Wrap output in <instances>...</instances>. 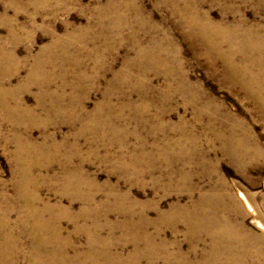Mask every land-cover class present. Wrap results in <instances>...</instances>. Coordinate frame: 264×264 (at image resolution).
<instances>
[{"label": "rangeland", "instance_id": "374dc122", "mask_svg": "<svg viewBox=\"0 0 264 264\" xmlns=\"http://www.w3.org/2000/svg\"><path fill=\"white\" fill-rule=\"evenodd\" d=\"M199 14L264 37V0H0V264L38 262L41 238L66 264H264V106L225 63L258 59ZM206 195L238 251L191 216Z\"/></svg>", "mask_w": 264, "mask_h": 264}, {"label": "bare ground", "instance_id": "6f19581e", "mask_svg": "<svg viewBox=\"0 0 264 264\" xmlns=\"http://www.w3.org/2000/svg\"><path fill=\"white\" fill-rule=\"evenodd\" d=\"M248 1V0H247ZM260 1V0H259ZM195 6H196V4H195ZM195 7L194 6H192V7H190V9H194ZM189 9V10H190ZM197 10H198V8H197ZM185 11V13H186V11H187V9L186 10H184ZM195 11V10H194ZM196 14V13H195ZM198 14V13H197ZM190 15V14H189ZM192 16V15H191ZM244 21V20H243ZM191 22H193L192 24H195L196 26H198L199 27V33L201 34V36L203 37V38H205V39H216V44L218 43V41H220L221 42V39H223L224 41H226V42H228V41H230V43L232 44V45H234V46H236V47H239V49H244L245 47L246 48H248V52H254V54H256V57H254V60H257V62H255V63H252V62H250V61H248L247 62V60H246V58L244 57L243 59L246 61V62H243V61H241V63H240V65H237L236 64V62H235V60L233 59V57H232V55H228L227 56V62L225 61V63H226V65H227V67L228 68H231V70H234L233 72L235 73L236 72V70H240L241 71V74H242V76L243 75H246V77H251L249 80H247V79H243L242 77L240 78L241 80V82H244L245 83V85L246 86H249L250 84H251V82H253V84L255 83L256 84V87H257V89H253V90H251V94L252 95H254L255 97H259V99H260V102H259V104L261 103L263 106H264V78H262L261 76H260V74H258V75H251V73H252V71L250 70L251 68H255V69H258L259 71H260V69L263 71L264 70V53H263V48H264V37L262 36V35H260V33L259 34H257V33H255V35H256V39H250V37H254L255 35H254V33L252 32V31H250V29L248 30V29H246L244 26H243V23H239V24H237L236 26H224V25H222V24H220V23H214V22H212L211 20H210V17H208V15L207 14H199V16L198 15H194L193 16V18H191ZM244 23H245V21H244ZM255 28V27H254ZM261 28V27H260ZM254 30V29H253ZM256 30V29H255ZM197 31V30H196ZM261 31H263V30H261ZM260 31V32H261ZM255 32V31H254ZM215 41V40H214ZM214 43V44H215ZM58 44V43H57ZM220 46H221V44H219ZM219 45H217V46H219ZM49 47H50V45H49ZM229 47V46H228ZM218 49L220 48V47H217ZM238 49V48H237ZM45 50V49H44ZM213 50V49H212ZM3 51V50H2ZM63 51H64V49H63ZM216 51V50H215ZM217 53L218 52H220V51H216ZM230 52V51H229ZM241 52V51H240ZM238 53V52H237ZM247 54V53H246ZM244 55V54H243ZM253 55V54H252ZM3 56V55H2ZM8 56V55H7ZM143 56V55H142ZM149 56V55H148ZM41 57V56H40ZM10 59V58H9ZM41 59V58H40ZM2 60V59H1ZM61 63V62H60ZM2 64V63H1ZM1 64H0V66H1ZM250 68V69H249ZM245 74H244V73ZM261 73V72H260ZM236 74V73H235ZM253 74V73H252ZM44 76V75H43ZM235 76V75H234ZM246 77H244V78H246ZM1 78V77H0ZM236 78V77H235ZM49 81V80H48ZM236 81V80H235ZM3 84V83H2ZM252 85V84H251ZM244 86V85H243ZM250 90V89H249ZM2 102V101H1ZM3 107V106H2ZM5 107V106H4ZM15 108V107H14ZM80 108V107H79ZM17 110V109H16ZM82 112V111H81ZM14 115V114H13ZM105 125V124H104ZM114 132V131H113ZM235 143V142H234ZM33 145H34V143H32ZM236 144V143H235ZM32 145V146H33ZM20 146V145H19ZM31 146V145H30ZM36 146V145H35ZM34 146V147H35ZM236 146V145H235ZM25 147V146H24ZM28 147V146H27ZM35 149V148H34ZM25 150V149H24ZM22 151V150H21ZM26 151V150H25ZM36 152V151H35ZM244 153V152H243ZM237 154V153H236ZM247 154V153H246ZM241 155V154H240ZM239 157V156H238ZM240 159V158H239ZM148 160V159H147ZM242 160V159H241ZM237 161V160H236ZM240 162V161H239ZM23 168V167H22ZM28 168H29V166H28ZM150 168V167H149ZM31 169H32V165H31ZM137 169V168H136ZM30 171H32V170H30ZM26 173H27V170L25 171ZM29 172V171H28ZM29 174V173H28ZM176 174V173H175ZM79 175V174H78ZM21 176V175H20ZM32 176V175H31ZM68 176V175H67ZM66 176V177H67ZM30 177V176H29ZM29 177H27L26 176V174L24 175V178H22V179H25L24 180V184H25V182L27 181V179H28V182H29ZM68 178V177H67ZM33 179V178H32ZM82 179V178H81ZM73 180V179H72ZM78 180V179H77ZM85 180V179H84ZM74 181H72V183H73ZM85 182H87L86 180H85ZM77 183V182H76ZM80 183V182H79ZM78 183V185H80ZM83 183V182H82ZM88 183V182H87ZM20 184V183H19ZM27 185V184H26ZM26 185H24L25 187H26ZM68 185V184H67ZM82 185V184H81ZM89 185V184H88ZM88 185H87V187H88ZM31 186V185H30ZM74 186V185H73ZM25 187H22L23 189H25ZM78 188V187H77ZM76 188V189H77ZM92 188V187H91ZM28 191V190H27ZM22 194H23V191L21 192ZM30 193V192H29ZM28 193V195L27 196H25V195H19V196H21V198H19L20 199V201H21V203H22V205H23V207H25V209H24V211L26 212V215L32 220V218L33 217H35L34 215L35 214H37V213H39V211L37 210V208H35L37 205H36V203H38L39 201H37V198L35 197V196H33V195H31V194H29ZM32 193H34V192H32ZM5 194V193H4ZM25 194V193H24ZM210 194V193H209ZM86 196V195H85ZM219 197V196H218ZM95 198V197H94ZM240 198L246 203V207H247V209L249 210V211H252V212H256V209L253 207V205L250 203V201H249V199H248V197L245 195V194H243V193H240ZM214 199H216V200H218V199H220V198H215V196H210V195H206V196H204L203 198H202V200L197 204V206H196V210L194 211H192V214L193 215H191V216H193V217H195V218H197V217H199L201 220H200V222H199V220H197L196 221V223L198 222V223H205V226H207V224H210L208 227L209 228H206V233H208L214 240V245H216V244H220L221 243V239H222V237H223V234H224V236H225V238L227 239V240H229L228 241V243H226V245H224L226 248H224V250H226V252H230L232 249H235L236 247H237V245L238 244H241V240L240 241H238L239 240V236H238V233L235 231V229L233 230V229H231V227L230 226H228V227H230V228H226V227H224V230L223 229H219L218 227H216L214 224H216V225H218L219 226V223L217 224V219H216V208H214V206L213 205H215V203L213 202V200ZM233 199V198H232ZM212 200V201H211ZM223 200V199H222ZM213 203V205L211 204V203ZM239 202V201H238ZM205 203H208V207H207V204H205ZM236 203V202H235ZM92 204H93V202H92ZM230 204V203H229ZM244 204V203H243ZM58 205V204H57ZM236 205V204H235ZM181 206V205H180ZM194 206V205H193ZM202 206H203V209H202ZM216 206V205H215ZM218 206V205H217ZM230 206H233V205H230ZM44 207L45 208H47V207H49L48 206V204H44ZM62 207V206H61ZM135 207V206H134ZM226 207V206H225ZM235 207V206H234ZM1 208V207H0ZM21 208V207H20ZM84 208V207H83ZM12 209V208H11ZM64 209V208H63ZM70 209V208H69ZM188 209V208H187ZM190 209V208H189ZM1 210V209H0ZM182 210V209H181ZM216 210V211H215ZM234 210V209H233ZM243 210V209H242ZM245 210V209H244ZM16 211V210H15ZM20 211V210H19ZM85 211V210H84ZM90 211V210H89ZM89 211H88V214H89ZM201 211H203V212H201ZM235 211H237V210H235ZM234 212V211H233ZM239 212V211H238ZM241 212V211H240ZM2 213V212H1ZM5 213V212H4ZM62 213V212H61ZM92 213V212H91ZM96 213V212H95ZM194 213H195V215H194ZM247 213V212H246ZM86 214V213H85ZM84 214V215H85ZM187 214V213H186ZM240 214V213H239ZM1 215V214H0ZM189 215V214H188ZM212 215L213 216H215L214 217V219H212ZM238 215V214H237ZM236 215V216H237ZM244 215V214H243ZM22 216H24V215H22ZM37 216V215H36ZM87 216V215H86ZM89 216V215H88ZM183 216V215H182ZM185 216V215H184ZM240 216V215H239ZM242 216V215H241ZM6 217H7V215H6ZM27 217V218H28ZM40 217H41V215H40ZM83 217V216H82ZM186 217H188V216H186ZM5 218V217H4ZM26 218V219H27ZM28 218V219H29ZM36 218V217H35ZM34 218V219H35ZM159 218V217H158ZM175 218V217H174ZM190 218V217H189ZM25 219V220H26ZM178 219V218H177ZM180 219V218H179ZM186 219V218H185ZM192 219V218H191ZM223 219V218H222ZM224 220V219H223ZM21 221V220H20ZM148 221V220H147ZM179 221V220H178ZM219 221V220H218ZM221 221V220H220ZM0 261H3V260H7L9 257H10V255L13 253V251H12V249H9V247H7L8 245H7V243L8 242H11V241H9L10 239H5L4 238V236H6V235H4V234H2V232L1 231H3V230H5V227H4V224H3V221L2 220H0ZM22 222V221H21ZM60 222V221H59ZM183 222V221H182ZM187 222V221H186ZM188 222H189V220H188ZM225 222H226V220H225ZM28 223H30V222H28ZM52 223V222H51ZM58 223V222H57ZM184 223H185V221H184ZM202 223V224H203ZM27 224V223H26ZM85 224V223H84ZM135 224V223H134ZM193 224V223H192ZM226 224V223H225ZM49 225V224H48ZM198 225V224H197ZM222 225H223V223H222ZM221 225V226H222ZM257 225H258V227H260L261 229H264V224L260 221V220H257ZM39 226H41L40 227V229H43V228H45L46 227V224H39V223H34L33 222V224L31 223L30 224V231L31 232H34V233H36V236H37V230H36V228H38ZM55 226V225H54ZM59 226V225H58ZM57 226V227H58ZM157 226V225H156ZM192 226V225H191ZM227 226V225H226ZM12 227V226H11ZM121 227V226H120ZM189 227V226H188ZM194 227V226H193ZM198 227V226H197ZM200 227V226H199ZM204 227V226H203ZM59 228H60V226H59ZM95 228H98V226H96ZM106 228V227H105ZM22 229V228H21ZM58 229V228H57ZM83 229V228H82ZM192 229V228H191ZM205 229V228H204ZM239 229V228H238ZM242 229V228H241ZM10 230V229H9ZM202 229H200L199 231H201ZM215 230H216V232H215ZM14 231V230H13ZM20 231V230H19ZM49 231V230H48ZM54 231V230H53ZM190 231V230H189ZM204 231V230H203ZM28 232V231H27ZM42 232V231H41ZM61 232V231H60ZM104 232V231H103ZM205 232V231H204ZM243 232V231H242ZM30 233V232H29ZM52 233V232H51ZM25 234V233H24ZM108 234V233H107ZM199 234V233H198ZM13 235V234H12ZM51 235V234H50ZM95 235V234H94ZM9 236V235H8ZM56 236V235H55ZM54 236V237H55ZM91 236H92V234H91ZM147 236V235H146ZM37 237H39V236H37ZM42 237V236H41ZM93 237V236H92ZM148 237V236H147ZM147 237H146V239H147ZM21 238V237H20ZM29 238V237H28ZM31 238V237H30ZM49 238V237H48ZM245 238V237H244ZM33 239V238H32ZM93 239V238H92ZM141 239H143V238H141ZM232 239H233V241H232ZM246 239V238H245ZM251 239V238H250ZM12 240V239H11ZM35 241V240H34ZM66 241V240H65ZM96 241V240H95ZM100 241H101V239H100ZM144 241H146V240H144ZM232 241V242H231ZM54 242H56L55 241V239H48V240H44V239H42L41 238V240H38L37 241V245L35 246L36 248L37 247H39L38 249H35V251L33 252V255H35L36 254V256H37V258L39 259V261L38 262H34L33 264H56V262H57V264H66V262H67V260H65L64 261V259L62 258V257H60L59 259H57L56 261H54V259L53 258H46V257H48V256H50V255H52V252L53 253H57V254H59V255H64V252H63V244H62V242H59L58 243V245L60 246H57V248H53L54 250H52L51 249V246H52V244H54ZM67 242V241H66ZM105 242H107V241H105ZM98 243V242H97ZM16 244V243H15ZM65 244V243H64ZM218 244V245H219ZM259 244V243H258ZM32 245V244H31ZM35 245V244H34ZM92 245V244H91ZM97 245V244H96ZM101 245V244H100ZM217 245V246H218ZM13 246H14V244H13ZM12 246V247H13ZM54 246V245H53ZM94 246H95V244H94ZM244 247V246H243ZM255 247V246H254ZM261 247H263V246H261ZM11 248V247H10ZM239 248V247H238ZM152 249H154V248H152ZM246 249H248V248H246ZM259 249V248H258ZM64 250H65V248H64ZM93 250V249H92ZM99 250V249H98ZM235 250H237V249H235ZM235 250H234V253H235ZM243 250V249H242ZM245 250V249H244ZM253 250V249H252ZM104 251H105V249H104ZM238 251V250H237ZM66 252V251H65ZM94 252V251H93ZM101 252V251H100ZM106 252V251H105ZM245 252H246V250H245ZM257 252V253H256ZM256 254H260L261 252H263L264 253V250H262V248L260 249V250H256ZM32 254V253H31ZM103 254V253H102ZM108 254V253H107ZM157 254V253H156ZM167 254V253H166ZM251 254V253H250ZM258 254V255H259ZM103 255H105V254H103ZM115 255H117V254H115ZM120 255V254H119ZM132 255V254H131ZM243 255V254H242ZM53 256V255H52ZM58 256V255H57ZM109 256V255H108ZM114 256V255H113ZM155 256V255H154ZM257 256V255H256ZM107 257V256H106ZM132 257V256H131ZM58 258V257H57ZM89 258V257H88ZM105 258V257H104ZM231 258H233L232 256H231ZM237 258V257H236ZM68 259V258H67ZM70 259V258H69ZM71 259H72V257H71ZM96 259V258H95ZM115 259H120V257H115ZM149 261H150V263L152 264V261L153 260H156V259H153V258H151V256H149ZM121 260V259H120ZM12 261V260H11ZM123 261V260H122ZM172 261V260H171ZM191 261V260H190ZM4 262V261H3ZM33 262V261H32ZM72 262V261H71ZM114 262V261H113ZM121 263V262H120ZM231 263V262H230ZM119 264V263H118ZM232 264V263H231ZM234 264V263H233Z\"/></svg>", "mask_w": 264, "mask_h": 264}]
</instances>
